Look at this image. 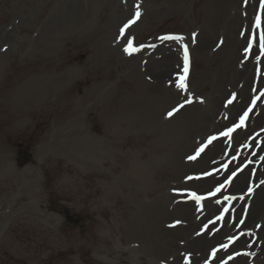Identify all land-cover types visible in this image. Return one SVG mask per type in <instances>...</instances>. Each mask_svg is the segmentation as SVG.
Wrapping results in <instances>:
<instances>
[{"label":"rangeland","instance_id":"rangeland-1","mask_svg":"<svg viewBox=\"0 0 264 264\" xmlns=\"http://www.w3.org/2000/svg\"><path fill=\"white\" fill-rule=\"evenodd\" d=\"M216 2L0 0V264H264V211L244 224L264 184L244 189L264 170V114L227 147L251 98L253 118L264 106V4L247 16L237 0L214 26ZM220 139L217 161L188 166ZM201 236L213 240L198 252Z\"/></svg>","mask_w":264,"mask_h":264},{"label":"bare ground","instance_id":"bare-ground-1","mask_svg":"<svg viewBox=\"0 0 264 264\" xmlns=\"http://www.w3.org/2000/svg\"><path fill=\"white\" fill-rule=\"evenodd\" d=\"M259 1L260 0H255V4H254V7H258V4H259ZM253 3H254V0H247L245 6L243 9H239V10H242L244 11V13H247V16H249V13L251 12V9L253 7ZM264 4V0H262V5ZM237 0H217L216 2V16L214 17V22H213V25L215 26L216 24H220V22H228V19L227 17H224V14H233L234 12H237ZM255 10V9H254ZM253 10V13H256L255 11ZM262 13H264V6L261 8L260 10ZM233 12V13H232ZM237 14V13H236ZM263 16V22H264V15ZM222 17H224V19L221 21ZM231 19V22L230 24H234L237 20H239L240 22L242 21V18L239 16H229ZM262 25V30H263V34H264V25L261 23ZM233 35H230V38H232ZM232 41L234 42H238L236 39H232ZM255 50V49H254ZM256 51V50H255ZM175 57V55L172 53V52H168L166 54V56L161 60V63L165 66H170V60L171 58ZM250 59V58H249ZM173 64L174 62L171 61ZM248 62H251V61H248ZM251 77L252 75H249V73H247L245 71V75H244V83L243 85L239 88L238 92H239V95L237 96V99L234 100V104L231 105V106H228L225 111L227 113V116L228 118H234L236 115H237V109H238V106L241 104V101L244 99L245 95L248 93V83L250 84L251 83ZM263 80L262 78L260 77L259 79V82L261 83ZM212 107H214L217 111V113H219V111L222 109L221 107V104H219V101H217V103L213 104ZM264 114V106H263V109L262 111L259 113V115L256 117V118H253L252 115H250L248 117V124H247V127L244 128V130H237L234 135H233V139H234V143L230 146H227L230 148V151L228 152H232L234 150V145H235V141H239V142H242L243 140L246 139V137L248 136V134H246L245 136L244 133L245 131L249 130V129H259L257 127V120L258 119H261V117L263 116ZM213 119L215 120V123L217 126H220L221 124H223L224 122L221 121L219 118H218V115L214 116ZM241 121H242V118H241ZM252 129V130H253ZM251 134V132H250ZM249 134V135H250ZM264 140V138H263ZM82 141V140H80ZM83 143V142H82ZM223 140L220 139V140H216V141H212L204 150V152L200 155V157L198 159H196L195 161H190L188 162V166L190 168L194 167V168H200L202 166H204V164L211 160V161H217L218 160V157H221L222 154L224 153L223 152ZM207 154L208 159H204L202 160V157ZM244 156V155H242ZM213 175H211V177L209 178H205V179H202V180H199V181H190L189 183L191 184H198L200 187L209 183L210 181H212ZM258 176H261V177H264V170L261 171L260 169L257 170L256 173H252L250 174L249 176V180L247 181V185H245V188L246 190H249V185L248 183H250V181H252L253 179L256 180V178H258ZM247 177H248V174H246L245 172L236 176L232 183V186H231V189L233 190V193H239V192H242L244 191L243 189L241 190V186H243V184L246 182L247 180ZM258 180V179H257ZM251 194V193H249ZM263 198H264V184L262 186L259 187V189H257L256 193L254 194L253 198H250V200H245V202H248V203H252V206L250 208V211H249V215H248V220L244 223L246 224V226L249 224V222L251 220H253L255 218V211L259 214H261L264 210L262 209L263 206H264V203H263ZM211 201L214 202L213 199H209V205L211 206ZM179 205H182V203H172V206H176V208L179 207ZM207 205H208V202H207ZM239 205V208H243V205H244V202H239L238 203ZM182 206H184L186 208H188V205L187 204H183ZM181 206V207H182ZM216 205L214 204V206L212 208L209 209V212H211L213 210V208H215ZM255 208V209H254ZM257 208V209H256ZM237 209V207H236ZM184 216L186 217V220L184 221L185 225L186 226H182V229L183 231L185 232L186 230H188L189 228H191L192 224H193V218H194V214H193V210L191 208H189ZM237 226H241L240 224L236 223V227ZM244 226H242L243 228ZM231 229H234V222H230L229 223H226L223 227V229L221 230L220 233L218 234H215L213 237L214 238H221L224 233L228 232L229 230ZM190 230V229H189ZM213 237H206V236H201L200 238H192L194 239V241L192 242V248L193 249H196L198 252H200V249L203 248V246L207 243H209L210 241L213 240ZM196 254V253H195ZM200 255V254H199ZM244 260V257H238L237 259V264H240L242 261Z\"/></svg>","mask_w":264,"mask_h":264},{"label":"snow or ice","instance_id":"snow-or-ice-1","mask_svg":"<svg viewBox=\"0 0 264 264\" xmlns=\"http://www.w3.org/2000/svg\"><path fill=\"white\" fill-rule=\"evenodd\" d=\"M138 16H139V12H137V17H138ZM125 51H126V52L129 51V49L126 48ZM185 70H186V69H185ZM178 87L183 88V87H184L183 83L179 84ZM169 115H171V113H169ZM232 131H233V129H228V132H227V133H224V135H228V134L231 133ZM197 199H199V198H197Z\"/></svg>","mask_w":264,"mask_h":264}]
</instances>
